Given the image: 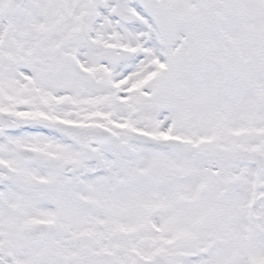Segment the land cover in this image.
Here are the masks:
<instances>
[{
    "label": "rangeland",
    "instance_id": "1",
    "mask_svg": "<svg viewBox=\"0 0 264 264\" xmlns=\"http://www.w3.org/2000/svg\"><path fill=\"white\" fill-rule=\"evenodd\" d=\"M11 1L0 264H264V173L232 162L264 157V0ZM65 129L114 139L87 159Z\"/></svg>",
    "mask_w": 264,
    "mask_h": 264
},
{
    "label": "water",
    "instance_id": "2",
    "mask_svg": "<svg viewBox=\"0 0 264 264\" xmlns=\"http://www.w3.org/2000/svg\"><path fill=\"white\" fill-rule=\"evenodd\" d=\"M14 6L17 8L19 5L18 3H15ZM115 14L121 18L123 21H126V22H131L132 21V18L123 14L120 9H117L115 11ZM14 128V125H11L7 122V119L5 117H2L0 118V129L1 130H11ZM73 139H75L79 145H81L84 149H87L88 148V145L90 143H97V144H102L103 142L105 141H109L110 140V137L107 136V135H102L101 139L97 140V139H94V136L93 134H90V133H70L69 134ZM88 137L89 140L87 139H80L82 137ZM98 141V142H97ZM28 155V154H27ZM19 157L22 161H32L34 159V157L32 155H28L26 157V154H24V152H20L19 153ZM236 162L237 161H240L239 158H237L235 160ZM26 235H32L36 238H38L39 240H42L46 237V230L44 229H38L36 231H26ZM152 264H164L162 262H154Z\"/></svg>",
    "mask_w": 264,
    "mask_h": 264
}]
</instances>
